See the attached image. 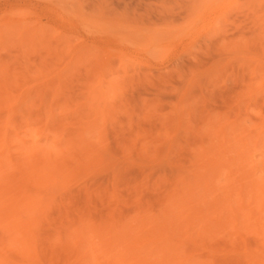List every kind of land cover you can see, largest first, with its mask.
<instances>
[{
	"label": "rangeland",
	"instance_id": "374dc122",
	"mask_svg": "<svg viewBox=\"0 0 264 264\" xmlns=\"http://www.w3.org/2000/svg\"><path fill=\"white\" fill-rule=\"evenodd\" d=\"M0 107L12 179L19 135L69 149L75 171L27 186L43 211L30 241L0 224V264H91L100 241L136 264H264V0H0ZM236 122L228 151H201ZM92 226L133 242L167 228L181 255L135 256Z\"/></svg>",
	"mask_w": 264,
	"mask_h": 264
},
{
	"label": "bare ground",
	"instance_id": "6f19581e",
	"mask_svg": "<svg viewBox=\"0 0 264 264\" xmlns=\"http://www.w3.org/2000/svg\"><path fill=\"white\" fill-rule=\"evenodd\" d=\"M154 60H156V62H163L164 61V58L162 57V58H160V56L159 55H157V57H155L154 56ZM58 91V90H57ZM13 102H15V101H13ZM12 102V103H13ZM16 103H17V101H16ZM15 103V104H16ZM10 104V103H9ZM9 104H6L7 106L9 105ZM6 107L5 105H2V107ZM1 108V107H0ZM6 109H8V107L6 108ZM5 109V110H6ZM11 109H12V107H11ZM9 110H10V108H9ZM11 111V110H10ZM11 112H13V111H11ZM8 113H9V111H8ZM10 114V113H9ZM8 114V115H9ZM10 117V116H9ZM9 117H8V119H9ZM6 120V119H5ZM10 120H11V118H10ZM212 120V119H211ZM214 121H215V119H213ZM182 121V120H181ZM218 122L220 121V119L219 120H217ZM11 122V121H10ZM213 122V121H212ZM220 122H222V121H220ZM176 124H179L180 123V119L179 118H177V120H176V122H175ZM234 123V122H233ZM233 123H231L232 124V126H234V127H230V123H228V125H224V127H220L221 128V131L219 130V132H220V134H219V140L217 141L218 142V146H216V147H214V148H211V149H205L204 147V151L203 150H201L202 152H208L209 153V151H221V152H224L225 150H227L229 147H228V145H230V143H231V140H227L226 138H227V134H226V130H227V128L229 129H232V128H235V125L238 127L239 125H238V122H236L237 124H233ZM226 124H227V122H226ZM230 124V125H229ZM11 124L9 123V120H6V121H4V123L2 122V125L0 126V224L1 225H3V226H6V227H9V228H12V229H17V230H20L21 231V233L23 234V236L25 237V239L27 240V241H30V234H31V230L35 227V225H36V223H37V218H38V216H40V214L42 213V211H43V209H42V198H40V197H38L37 195H31L29 192H28V190H27V186L28 185H33V184H39V185H41L42 184V186H44V185H50V184H52L53 183V185H57V183L59 182L60 183V181H59V179L60 178H63V180H62V182L61 183H65L66 181H69L70 182V180L72 179V178H74V172L75 171H72L73 173V176L72 177H70V174H71V170H70V168H68V166L66 167V157H67V160H68V157H69V153H71L70 151H69V149H66L65 151H63V152H60V153H57L56 155H54V156H52V154H49L48 152L47 153H45L43 150H40V148L38 149L37 147H36V145L34 146L33 145V142H36V140L35 141H33L32 142V145L34 146H27V144H26V142H24L25 143V145L23 146V142H21V141H23V140H27V139H24V137H21V135H19V136H17V138L14 140V143H16V146H15V148H18V150L19 151H22L21 153L19 152V154H22L23 156H24V159H23V156H21L20 155V157H22V158H20V159H23V160H25V157L27 158V160H28V165H24V167H25V169H24V167H22V166H18L17 164H18V162L15 164L14 163V167L16 168H13V169H15V173L16 172H18V173H16V174H19L20 176L18 177L17 176V180H15V174L13 175L14 176V178L12 179V177H10L9 175L11 174L12 175V173H10L9 174V171L7 172V169H12V168H9V166L10 165H12L13 164V162L10 164V161H9V159H8V157H7V155H9V153L11 154V152H13V150H11L12 148H10V137H9V131H10V129H11ZM44 132V131H43ZM218 132V133H219ZM228 132V131H227ZM26 133V132H25ZM39 134V133H38ZM37 134V135H38ZM235 134V133H234ZM244 134V133H243ZM25 135H27V134H25ZM33 135V136H32ZM32 135H30V137L31 138H33V140H34V138H37V137H34V134H32ZM36 135V134H35ZM41 135V134H40ZM39 135V136H40ZM240 135V134H239ZM25 137H27V136H25ZM29 137V138H30ZM28 138V137H27ZM23 139V140H22ZM236 139V138H235ZM29 141V140H28ZM30 141H31V139H30ZM23 143V144H22ZM22 144V145H21ZM13 145V144H12ZM88 145V144H87ZM86 145V146H87ZM29 147V149H28V151H27V149H26V147ZM85 146V147H86ZM93 146V145H92ZM13 147V146H12ZM70 147V146H69ZM95 147V146H94ZM32 148V150L31 151H29L30 149ZM87 148V147H86ZM86 148H84V149H86ZM93 148V147H92ZM96 148V150H97V147H95ZM50 149H51V147H50ZM99 149V148H98ZM55 150V149H54ZM82 150V149H81ZM95 150V149H94ZM59 151V150H58ZM88 151H89V149H88ZM92 151H93V149H92ZM100 151H102V150H98V152H100ZM228 151V150H227ZM52 152V151H51ZM97 152V153H98ZM206 152V153H207ZM211 153V152H210ZM217 153V152H216ZM88 154V153H87ZM213 154H215V153H213ZM218 154V153H217ZM202 157H203V155H202ZM205 157V156H204ZM207 158V157H206ZM19 159V160H20ZM71 159V158H70ZM75 159V158H74ZM13 160H15L14 158H13ZM27 160H25V161H27ZM197 160H198V158H197ZM201 161H202V159H200ZM200 160H198V161H200ZM21 161V160H20ZM19 161V164L21 163ZM66 161V162H65ZM200 161V162H201ZM206 161V160H205ZM23 162V161H22ZM65 162V163H64ZM202 162H204V161H202ZM209 162V161H208ZM8 163L10 164V165H8ZM26 163V162H25ZM25 163H23V164H25ZM78 163V162H77ZM76 163V164H77ZM22 164V163H21ZM22 164V165H23ZM206 165V164H205ZM204 165V166H205ZM204 166H202V167H204ZM10 167H12V166H10ZM17 168H19V169H17ZM200 168V167H199ZM208 168V167H207ZM213 169V168H212ZM18 170V171H17ZM48 170V171H47ZM68 170V171H67ZM51 171V172H50ZM12 172H13V170H12ZM69 172V173H68ZM210 172V171H209ZM9 174V175H8ZM195 174V173H194ZM203 174V173H202ZM201 174V175H202ZM196 175V174H195ZM201 175H198V173H197V179H199V181H200V179H202L201 177ZM198 176H201V177H199L198 178ZM207 177V176H206ZM232 177H234V176H232ZM67 178H71V179H67ZM67 179V180H66ZM75 179V178H74ZM196 179V180H197ZM205 180V179H204ZM208 181H210V180H208ZM238 181V180H237ZM57 182V183H56ZM55 183V184H54ZM61 183H60V185H61ZM63 183V184H64ZM68 183V182H67ZM196 183V182H195ZM194 183V184H195ZM44 184V185H43ZM62 184V185H63ZM240 184V183H239ZM59 185V184H58ZM257 186H258V184H257ZM209 188V187H208ZM207 188V189H208ZM262 188V187H261ZM241 190H242V188H241ZM239 191L240 192V195L243 193L242 191ZM232 191H234V190H232ZM224 192V191H223ZM242 192V193H241ZM225 194L226 193H228V192H224ZM230 193V192H229ZM177 196H179V195H177ZM231 195H229V197H230ZM242 197V196H241ZM178 199V198H177ZM176 199V200H177ZM185 200V199H184ZM192 200V199H191ZM190 201V200H189ZM177 202H178V200H177ZM186 202V201H185ZM192 202H194V201H192ZM183 203V202H182ZM227 203V202H226ZM186 204V203H185ZM184 204V205H185ZM191 203H189L188 205H190ZM227 204H229V205H231L229 202L227 203ZM181 206V205H180ZM199 206V205H198ZM189 207V206H188ZM195 209H197V206L195 205ZM188 209V208H187ZM186 209V210H187ZM190 210V209H189ZM194 210V209H193ZM195 211V210H194ZM193 211V212H194ZM202 212H204V211H202ZM201 213V212H200ZM170 214H171V212H170ZM170 214H168V215H170ZM190 216V215H189ZM202 216V215H201ZM144 217H146V216H144ZM205 217H207V216H205ZM149 219H150V217H148ZM142 219V218H141ZM207 219V218H206ZM148 219H144V220H142V221H145V222H147V223H149V220L147 221ZM141 221V220H140ZM142 221H141V223H142ZM145 222H144V224H145ZM147 223L145 224L146 226H147ZM139 224V223H138ZM139 225H141V224H139ZM138 225V226H139ZM150 225L151 226H154V224L153 223H151L150 222ZM149 224H148V226H150ZM157 224H155V226H156ZM164 225V224H163ZM113 226V225H112ZM112 226H108V227H105V228H103V229H100V230H98V229H96V230H94L95 228H93V226H92V228H93V234H90L91 236L92 235H94V237H95V235H96V239L97 238H99V239H104V240H109V242L110 241H112V238H114L113 240H117L116 242L117 243H119V244H122L123 246H121V247H123V248H125L124 250H127V248L129 249V250H131L130 252H133L134 251V253H135V256H138L139 254V252H140V250L141 251H143V252H148V250L146 251V249H148V246H150L149 247V251H151V252H153L152 250H154L155 248H157L158 246L159 247H161V249H162V247L163 248H165V246H166V248H167V251L165 250V251H163V252H165L164 254H166V252H167V254L170 256V258H171V260L173 261V256L174 255H181V254H175V252H174V255L173 254H169V251H170V249L168 248V247H171V245L169 244V239L171 238V237H173V236H170L169 234H168V231H167V228L164 230L163 228H161V229H159V230H157V228H155L157 231H159V232H156V231H154L155 232V234H152V233H150V231H152V229H154V227L152 228V227H146V229H148V230H146L148 233H150L149 235L150 236H143V240H141L142 239V237L140 238V237H138L137 239H135L134 240V242L131 240V238H133L134 236H130V238L129 237H127V235L129 234V233H127L126 234V238H127V240H126V238H124L125 237V235H124V237L122 236L123 234L121 233L122 231L120 230V232L118 233V232H115V230H114V228L113 227H116V225L114 224V226L112 227ZM122 225H120V227H121ZM104 227V226H103ZM118 227V226H117ZM123 227V226H122ZM162 227V226H161ZM167 227V226H166ZM102 228V227H101ZM119 228V227H118ZM124 228V227H123ZM122 228V229H123ZM128 228V227H127ZM126 228V229H127ZM142 228V227H141ZM144 228V227H143ZM152 228V229H151ZM173 228V227H172ZM91 229V228H90ZM154 229V230H155ZM150 230V231H149ZM174 230V229H173ZM88 231L90 232V230L88 229ZM117 231V230H116ZM128 231L130 232V228H128ZM84 232V231H83ZM82 232V233H83ZM140 232H142V231H140ZM147 232H145V233H147ZM153 232V231H152ZM153 232V233H154ZM122 235H121V234ZM124 234H125V232H123ZM131 233H132V231H131ZM137 233V232H136ZM160 233V234H159ZM80 234V233H79ZM85 234V233H84ZM141 234V233H140ZM144 234V233H143ZM174 234V233H173ZM187 234V233H186ZM81 235V234H80ZM134 235V234H133ZM172 235V234H171ZM77 236V235H76ZM76 236H74V237H76ZM83 236V235H82ZM140 236V235H139ZM174 236H175V234H174ZM72 237V236H71ZM74 237H72L71 238V242L69 243V244H72L71 246L69 245H67V246H65V248L66 249H68L69 251H70V249H71V251L73 250V251H76L77 253H79L80 251H82V249L79 251V248H78V245H79V243L81 242H83L82 241V237L81 236H79L78 235V237H76V238H74ZM73 238L75 239L74 241H73ZM109 238V239H108ZM111 238V239H110ZM123 238H124V240L125 241H127V242H124V240H123ZM128 238H129V240H128ZM139 239V240H138ZM92 240H93V238H92ZM138 240V242H136ZM170 240H173V238L172 239H170ZM99 241V240H98ZM129 241H132V244L130 243V244H127V243H129ZM73 242V243H72ZM106 242V241H105ZM104 241H100V242H98V243H101V244H99V245H94V244H92L93 246H98V248H96V249H91L92 250V253H93V263L94 264H106V259L107 258H111V259H113L115 262H118L119 264H136L135 263V260H134V263L132 262V263H130V261H128V262H126V260H123V258H119L118 256H119V254L118 255H115V256H113V251H111V249H110V247H111V245H109V243L107 242V243H105ZM123 242V243H122ZM171 242V241H170ZM173 242V241H172ZM80 243V244H81ZM111 244H112V242H110ZM113 243H115V241L113 242ZM116 243V244H117ZM124 243H125V246H124ZM166 243H168V244H166ZM76 246H75V245ZM135 244V245H134ZM91 245V246H92ZM113 245V244H112ZM127 245V246H126ZM131 245H134L133 247H131ZM167 245H169V246H167ZM72 246L74 247V248H72ZM92 246V247H93ZM117 246H118V244H117ZM117 246H116V248H117ZM120 246H119V248H120ZM81 247V246H80ZM112 248V247H111ZM114 248H115V246H114ZM113 248V249H114ZM119 248H117V249H119ZM122 248V249H123ZM172 249H173V246L171 247ZM89 249V251H88V253L90 254V250ZM116 249V250H117ZM135 249V250H134ZM136 249H138V251H137V253H136ZM175 249V248H174ZM120 250V249H119ZM123 250V251H124ZM129 250H127V251H129ZM163 250V249H162ZM161 250V251H162ZM173 251H176V249L175 250H173ZM115 252V251H114ZM117 252V251H116ZM119 252V251H118ZM151 252H150V255H152V254H154V253H152L151 254ZM162 252V253H163ZM170 252H172V251H170ZM177 252H178V250H177ZM113 253V254H112ZM123 253V252H122ZM125 253V252H124ZM127 253V252H126ZM86 254H87V252H86ZM155 254H156V252H155ZM160 254V253H159ZM167 254L165 255L166 256V258L168 259L169 258V256L167 257ZM75 255H76V253H75ZM82 255L84 256L85 254H84V252L82 253ZM111 255V256H110ZM122 255V254H121ZM128 255V254H127ZM129 255H130V253H129ZM134 255V254H133ZM143 255V254H142ZM158 255V254H157ZM161 255V254H160ZM173 255V256H172ZM79 256V255H78ZM83 256H81V254H80V257H79V259H78V261L79 262H81L80 261V258L81 257H83ZM131 256H132V254H131ZM146 255L144 254V257H145ZM148 256H149V252H148ZM147 256V257H148ZM122 257H124V256H122ZM142 256H140V258H141ZM153 258L155 257V258H157L156 256H152ZM159 257H161V256H159ZM163 257V256H162ZM176 257V256H175ZM181 257H184V255L183 256H181ZM180 257V258H181ZM78 258V257H77ZM132 258V257H131ZM152 258V259H153ZM165 258V259H166ZM170 258L168 259V260H170ZM81 259H84V258H81ZM130 259V258H129ZM139 259V258H138ZM144 259V258H143ZM145 259H146V257H145ZM165 259H164V262H165ZM85 260V259H84ZM92 260V259H91ZM131 260V259H130ZM158 260H160V259H158ZM163 260V259H162ZM162 260H160V261H162ZM176 261H177V259H175ZM174 260V262L175 263H177L176 261ZM178 260H180V259H178ZM156 261H157V259H156ZM92 262V261H91ZM145 262H146V260H145ZM148 262V261H147ZM146 262V264H148ZM159 262V261H158ZM167 262V261H166ZM171 262V261H170ZM86 262L84 261V264H85ZM93 263H91V264H93ZM140 263V262H139ZM151 263V262H150ZM161 263H163V262H161ZM169 263V262H168ZM171 263H173V262H171ZM143 264H144V262H143ZM151 264H153V261H152V263Z\"/></svg>",
	"mask_w": 264,
	"mask_h": 264
}]
</instances>
